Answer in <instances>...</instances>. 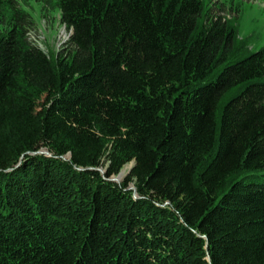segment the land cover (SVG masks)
Listing matches in <instances>:
<instances>
[{
	"label": "trees",
	"instance_id": "obj_1",
	"mask_svg": "<svg viewBox=\"0 0 264 264\" xmlns=\"http://www.w3.org/2000/svg\"><path fill=\"white\" fill-rule=\"evenodd\" d=\"M51 1L49 59L0 0V264H264V45L200 0Z\"/></svg>",
	"mask_w": 264,
	"mask_h": 264
},
{
	"label": "rangeland",
	"instance_id": "obj_2",
	"mask_svg": "<svg viewBox=\"0 0 264 264\" xmlns=\"http://www.w3.org/2000/svg\"><path fill=\"white\" fill-rule=\"evenodd\" d=\"M16 1L19 7L27 12L33 24V27L26 32V38L44 52L49 59H52L68 38L67 32L58 21V10L52 6L51 0ZM200 3L202 7L197 22L204 21L203 16L207 10L225 17L227 24L236 30V38L242 39L246 45L241 48L239 54L254 51L264 45V0H200ZM5 27L3 21L0 24V30ZM203 82L205 80L201 81V83ZM233 93L234 90L229 91L223 99ZM121 168H125L124 175L119 177L118 182L126 176L128 163ZM251 174L258 175L257 179H264L263 168L251 172Z\"/></svg>",
	"mask_w": 264,
	"mask_h": 264
},
{
	"label": "water",
	"instance_id": "obj_3",
	"mask_svg": "<svg viewBox=\"0 0 264 264\" xmlns=\"http://www.w3.org/2000/svg\"><path fill=\"white\" fill-rule=\"evenodd\" d=\"M33 153H39V154H47V151L46 150H41V151H39V150H37V151H35V152H33ZM131 163L132 162H130V163H128V168H129V166L131 165ZM88 169H95V168H91V167H88ZM96 171H98V173L100 174V173H103V168H99V169H95ZM128 170V169H127ZM127 173V172H126ZM125 173V174H126ZM124 174L122 173H120V169L117 171V173L116 174H114V176H111V177H108V178H106L107 180H110V182H118V179H119V177H122ZM128 188H130L131 190H132V194H133V196H134V191H135V188H133V186H132V184L130 183V184H128V187H127V189Z\"/></svg>",
	"mask_w": 264,
	"mask_h": 264
},
{
	"label": "bare ground",
	"instance_id": "obj_4",
	"mask_svg": "<svg viewBox=\"0 0 264 264\" xmlns=\"http://www.w3.org/2000/svg\"><path fill=\"white\" fill-rule=\"evenodd\" d=\"M122 170H123V171H122ZM124 170H125V168H124V169L122 168V169L120 170V173H121V174L124 173Z\"/></svg>",
	"mask_w": 264,
	"mask_h": 264
}]
</instances>
